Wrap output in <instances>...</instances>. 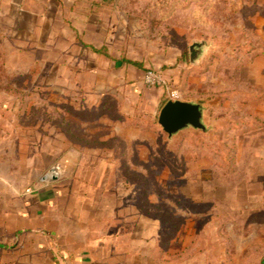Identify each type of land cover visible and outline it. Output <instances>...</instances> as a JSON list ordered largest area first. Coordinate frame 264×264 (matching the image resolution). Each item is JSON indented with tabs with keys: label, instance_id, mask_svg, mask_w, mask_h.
Listing matches in <instances>:
<instances>
[{
	"label": "rangeland",
	"instance_id": "rangeland-1",
	"mask_svg": "<svg viewBox=\"0 0 264 264\" xmlns=\"http://www.w3.org/2000/svg\"><path fill=\"white\" fill-rule=\"evenodd\" d=\"M17 4L0 1V191L88 188L115 219L155 223L159 245L192 228L264 253V0H49L27 27ZM175 100L201 105L206 130L168 138L158 115Z\"/></svg>",
	"mask_w": 264,
	"mask_h": 264
},
{
	"label": "crops",
	"instance_id": "crops-1",
	"mask_svg": "<svg viewBox=\"0 0 264 264\" xmlns=\"http://www.w3.org/2000/svg\"><path fill=\"white\" fill-rule=\"evenodd\" d=\"M5 1L18 7L19 0ZM22 2L24 15L16 10L14 16L25 19V27L28 18L34 25L49 18V0ZM29 4L37 8L29 9ZM103 44L87 43L93 52ZM27 190L19 197L12 189L9 196L0 191V231L7 233L0 237L8 236L15 243V248L4 252L3 258L9 259L0 264H264V253L245 254L251 240L243 239L233 252H227L220 241H196L192 228H185L166 247L159 245L155 223H143L141 217L131 223L123 217L115 219L108 201L92 196L88 188L51 185L49 191L36 193L32 202ZM77 206L82 209L77 211ZM192 222L184 219L183 225L192 226ZM17 231L21 233L14 236Z\"/></svg>",
	"mask_w": 264,
	"mask_h": 264
},
{
	"label": "water",
	"instance_id": "water-1",
	"mask_svg": "<svg viewBox=\"0 0 264 264\" xmlns=\"http://www.w3.org/2000/svg\"><path fill=\"white\" fill-rule=\"evenodd\" d=\"M206 43L195 42L189 48V61L191 64L197 62L202 56ZM158 125L162 131L167 134L168 138L177 133L192 128L194 130L205 131L206 127L203 123V109L202 106L187 101H168L160 110L158 115ZM58 179L57 171L52 168L44 176V180L54 182Z\"/></svg>",
	"mask_w": 264,
	"mask_h": 264
},
{
	"label": "built area",
	"instance_id": "built-area-1",
	"mask_svg": "<svg viewBox=\"0 0 264 264\" xmlns=\"http://www.w3.org/2000/svg\"><path fill=\"white\" fill-rule=\"evenodd\" d=\"M145 86L151 88V87H163L165 85V80L163 77L154 71L148 70L144 74V80H143ZM29 191V190H27Z\"/></svg>",
	"mask_w": 264,
	"mask_h": 264
},
{
	"label": "trees",
	"instance_id": "trees-1",
	"mask_svg": "<svg viewBox=\"0 0 264 264\" xmlns=\"http://www.w3.org/2000/svg\"><path fill=\"white\" fill-rule=\"evenodd\" d=\"M87 47H88L89 49H91V50H95V49L91 48L90 46H87ZM96 52H99V50H96ZM166 103H167V102H165L164 105H165ZM0 248H3V249H4V248H6V247H5V245H3L2 243H0Z\"/></svg>",
	"mask_w": 264,
	"mask_h": 264
}]
</instances>
